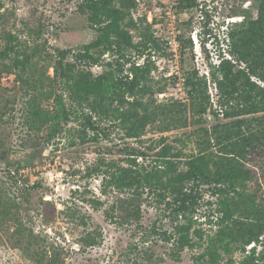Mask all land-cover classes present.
I'll return each instance as SVG.
<instances>
[{"label":"rangeland","instance_id":"rangeland-1","mask_svg":"<svg viewBox=\"0 0 264 264\" xmlns=\"http://www.w3.org/2000/svg\"><path fill=\"white\" fill-rule=\"evenodd\" d=\"M192 1L136 0L131 15L137 27H132L131 33L133 41L141 45L129 50L130 62L121 59L126 69L134 61L143 64L150 60L151 76L163 88L154 100L174 110L179 102L188 100L185 77L193 71L208 80V93L215 106L213 65L223 56L231 58L229 32L246 27L258 14L254 0H195V5L189 6ZM81 2L0 0V49L7 44L15 47L4 62L11 64L17 51H37L34 61L39 71L28 74L38 84L45 72L43 89L52 93L46 97L39 87L32 89L18 79L15 71L4 72L0 80V264H34L29 252L45 247L59 252L64 249L60 264H227L230 259L231 264H238L252 248L258 255L264 250V234L247 245L245 253L236 245L227 252L221 243L212 242L219 217L218 194L207 184L197 188L198 205L191 233L197 245L183 249L175 240L177 221L169 197L161 198L149 187L136 193L132 189L118 192L108 185L103 175L108 162L124 164L128 158L137 157L140 166L150 169L157 151L169 142L187 156L197 150L193 131L200 125H213L217 118L210 111L213 106L199 122L190 111L180 123L161 115L146 125L140 139H133L126 137L118 121L110 116L100 120L98 140L82 141L83 120L74 113L69 118L61 113L58 98L67 108L72 103L60 79L54 78L52 66L56 48L82 51L97 37L88 13L80 8ZM114 57L107 52L100 65L86 67L83 62L80 67L90 68L97 75ZM68 60L73 61V57L69 55ZM38 94L35 103L33 97ZM35 108L41 110V115L34 114ZM162 137H167L164 143ZM176 137L185 143L173 141ZM132 148L145 154L134 155ZM253 158L250 165L256 176L248 185L264 195V155ZM180 168L186 169L183 164ZM93 199L102 200V205L94 208ZM129 202L140 207L138 221L117 224L114 218L106 217L107 211L115 218L123 217ZM71 210L85 214L94 224L90 226L100 225L104 236L100 246L78 245L76 238L85 227L70 214ZM195 230H201L203 236ZM134 244L137 248L129 252ZM210 251L219 254L215 261Z\"/></svg>","mask_w":264,"mask_h":264},{"label":"trees","instance_id":"trees-1","mask_svg":"<svg viewBox=\"0 0 264 264\" xmlns=\"http://www.w3.org/2000/svg\"><path fill=\"white\" fill-rule=\"evenodd\" d=\"M254 1L257 17L251 18L241 30L229 32L231 58L223 56L211 70L212 82L217 89L215 106L208 93V80L201 78L197 71L186 75L188 100L179 102L174 110L154 100V95L163 88L157 86L151 76L150 60L143 64L134 61L129 68H125L126 64L121 59L130 62L129 50L138 49L141 45L133 41L131 33L132 27H137L131 15L136 0H82L80 8L83 13H88V20L96 28L97 37L86 44L82 51L56 48L52 65L54 78L60 79L72 104L67 108L62 98L57 101L66 118L74 113L83 120L80 137L84 142L99 139L102 132L100 120L106 117L113 116L126 137L140 139L146 125L155 117L164 115L170 121L180 123L190 111L199 122L213 106L210 111L217 118L216 122L211 126L200 125L193 131L196 134V151L185 156L181 148L169 142L157 151L155 164L150 169L140 166L137 157H132L124 164L113 160L108 162L103 172L108 185L118 192L132 189L137 193L140 188L149 187L161 198L169 197L171 202L168 203L173 204L171 213L177 221L175 233L178 237L175 240L180 249L197 245L191 233L198 205L197 188L203 184L213 187L218 194L219 217L212 242L221 243L227 252H231L232 245H236L245 253L246 246L259 241L264 234V195L250 190L248 185L256 176L255 168L250 165L253 157L264 155V0ZM195 3L194 0L188 5ZM9 38H12L11 34ZM14 50V45L10 44L0 49V80L4 72L15 71L18 79L32 89L39 87L46 97L52 95L43 89L45 72L38 78V84L28 74L39 71L38 62L34 61L38 52L17 51L12 63H5L4 60ZM107 52L115 57L103 64L102 73L95 75L90 68H86L100 65ZM69 55L73 61L68 60ZM83 62L87 66L81 68ZM38 96L33 97V102L37 103ZM113 101L117 102L116 106L112 105ZM33 111L41 115L38 108ZM166 139L162 137V143ZM173 141L185 143L181 137ZM132 151L137 156L145 154L135 148ZM181 164L186 169H181ZM93 169L98 171L96 167ZM91 201L94 208L103 203L100 199ZM71 212L78 223L85 227L76 238L78 245L85 248L100 246L104 239L100 225L92 227L93 222L89 223L81 211ZM124 214L115 218L107 211L106 217L114 218L117 224L141 218L140 207L133 206V202H129ZM195 233L203 236L201 230H195ZM165 238L169 239L168 236ZM136 248L137 244L131 245L129 252ZM61 252L45 247L30 251L29 255L34 264H60ZM146 253L150 260L151 255ZM209 253L213 261L219 257L215 251ZM260 253L256 255V249L252 248L238 264L264 261V250ZM232 262L230 259L227 264Z\"/></svg>","mask_w":264,"mask_h":264},{"label":"built area","instance_id":"built-area-1","mask_svg":"<svg viewBox=\"0 0 264 264\" xmlns=\"http://www.w3.org/2000/svg\"><path fill=\"white\" fill-rule=\"evenodd\" d=\"M251 247H254V246H251Z\"/></svg>","mask_w":264,"mask_h":264}]
</instances>
